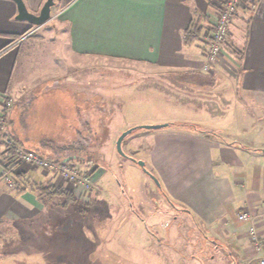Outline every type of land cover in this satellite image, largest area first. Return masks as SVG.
Instances as JSON below:
<instances>
[{"label":"rangeland","instance_id":"1","mask_svg":"<svg viewBox=\"0 0 264 264\" xmlns=\"http://www.w3.org/2000/svg\"><path fill=\"white\" fill-rule=\"evenodd\" d=\"M250 4L249 0V6ZM212 20L215 22V16H212ZM48 25L50 29H54L58 24L49 22ZM47 29L45 24L38 27L32 36L20 44L21 52L8 99L11 106L7 109L17 108L19 112L24 113L26 111L25 121L20 123L27 129L28 135L35 140H39L43 135L54 138V142H57L52 147L54 151L47 148L49 152L46 150V153H52L56 159H69L81 174L87 176V181L68 183L58 174L62 181L58 187L70 189L79 196L66 208L60 205L66 200L65 197L55 196L48 200L45 196L47 209L52 211L55 218L58 217L59 228L62 231L55 229L54 223L48 226L45 224L42 229V220L37 222L40 225L34 227L35 230H27L23 233L27 236L11 226L5 231L8 237L0 234V247L3 246L4 239L9 241L3 249L6 250L2 254V263L235 264L236 262V264H252L246 263L242 258L234 259V262L229 254L225 237L219 236L215 239L212 231L204 227L197 229L192 217L180 210L184 206L177 205L179 210H175L166 204L167 201L163 196L164 188L162 189L157 181V178L165 179V177L156 170L154 160L157 164L159 155L163 157L165 165L162 168L165 173L174 175L175 180L179 181L181 165L185 162V151L175 143L180 139L178 134L160 132L173 124L152 130L140 127L164 123H187L210 128L216 125V119L204 112L194 117L190 114L187 116L183 108L167 104L170 101L167 102L166 99L159 100L152 92L156 87L153 89L150 84L147 85L149 82L152 83V80H159L157 79L159 73L152 69L110 58L71 56L67 53L66 39L58 37L55 30L50 38ZM205 43L207 52L209 49L207 35ZM205 65L206 58L203 70L211 77L215 64L209 69H205ZM28 98L32 100L29 101ZM27 99L31 103L26 106ZM83 107L87 109L90 118L84 113ZM234 108L236 109L229 107L228 110L231 111L227 110L231 113L230 118L235 111ZM74 110L78 113L75 114ZM63 115L65 118L69 116L74 118L73 128L68 124L61 125L62 122L58 119ZM223 120L226 126L223 137L251 143L258 140L264 144V133L258 130L260 120L257 119L252 130L246 131H237L228 117ZM7 127L5 125L6 132ZM132 128L133 131L123 140L122 148L126 154L124 156L117 150V140L124 131ZM77 130L81 131L79 135L76 134ZM77 140H81L87 146L85 150L77 151L70 148V141L77 144ZM89 156L94 158L92 162L87 161ZM79 157L85 158L80 160ZM254 157L256 156L252 155V159L244 166L239 163L235 166H227L230 172L243 173L245 177L243 180L247 185L246 192L250 193L254 190V185L251 187L249 179L254 172H258V169L264 170V164L256 163ZM167 158L169 160L165 161ZM137 160L144 161L145 167L140 166ZM201 160L204 164L203 157ZM37 169L44 171L49 177H57L55 172ZM219 169L222 170V166ZM203 170L205 175L200 174L203 177L209 176L208 167H202ZM4 176L1 179L6 183ZM14 178L16 184L10 187L11 189H15L19 184L17 178ZM51 180L48 178L43 183L47 181L52 183ZM121 190L125 191V199L122 198ZM246 192L241 191V196L233 202L237 219L238 212L243 211L237 209L244 206ZM146 195L150 198L152 196V210L154 203L157 206L162 205L163 210H166L170 216L171 220L167 222L169 221L171 226L168 228H163L164 220L156 219L157 225L161 227L158 228L159 233L161 234V230H176V225L177 240L172 236L162 240V244L150 240L153 222L152 212L148 208L149 197ZM121 205L130 209L129 214L121 210ZM83 209L86 210L85 227L80 222L76 223L82 220ZM52 213L44 214L52 216ZM234 213H232L233 217ZM134 215L139 218L138 225L129 222V218ZM175 217L178 218L179 224L175 222ZM74 223L76 225L72 228ZM66 229L68 230L64 231Z\"/></svg>","mask_w":264,"mask_h":264},{"label":"crops","instance_id":"2","mask_svg":"<svg viewBox=\"0 0 264 264\" xmlns=\"http://www.w3.org/2000/svg\"><path fill=\"white\" fill-rule=\"evenodd\" d=\"M24 1L31 12L38 14L46 0ZM223 1L55 0L52 12L62 9L63 13L59 18L48 21L45 26L50 38L55 30L58 37L66 39L69 55L128 61L152 69L159 73V80H152V83L147 85L150 84L153 89L156 87L152 92L159 100L166 99L167 102L170 101L167 104L183 108L187 116L190 114L194 117L204 112L216 119V125L210 128L173 124L160 131L164 134L179 135L180 139L175 143L185 151V162L179 172L180 180L176 181L174 175L165 173L162 168L165 165L164 160L159 155L157 164L154 160V166L165 179H157L162 189L164 188L166 204L175 210H179L177 205L184 206L180 210L192 217L197 229L204 227L212 231L215 239L219 236L225 237L233 260L242 258L246 263L259 264L262 249L258 250L257 245L250 241L247 233L250 223L239 221L233 210V202L241 196V191L246 192L247 185L243 180L245 177L243 173L230 172L227 166H235L238 163L244 166L252 159V155L256 156V163L264 164V144L258 140L251 143L223 137L226 132L223 119L228 117L237 131L252 130L258 119V130L264 133V0H250L248 8H240L234 14L229 41H225L222 55L209 77L210 74L203 70L207 53L205 35L212 29V16H215V11ZM17 14L16 1L0 0V115L4 114L6 101L11 94V83L21 52L20 44L30 37H26V33L32 27L28 21L17 19ZM198 16L202 20V32L193 43L186 44L184 32ZM49 22H55L59 27L57 25L56 28L50 29ZM35 28L37 27L31 30ZM19 36L20 38L15 40ZM229 107H236L232 113L233 121L229 115L231 113L228 112L231 111L228 110ZM168 160L169 158L165 161ZM220 166L222 170H218ZM202 167H208L209 176L201 175H205ZM16 171L26 173L32 183L39 184L50 178L54 185L62 184L56 174L57 177L53 179L44 171L27 164H19ZM263 171L258 169V172L253 173L249 180L251 187L254 185V190L244 193L246 202L237 209L249 211L254 217L262 245ZM121 193L125 199V191L121 190ZM74 195L78 196L77 193ZM148 199L150 206L147 207L152 212L153 222L150 240H156V244H162V240L170 236L177 240L176 225V230H161V234L159 233L158 218L164 220L163 228L171 226L170 222H167L171 219L162 205L157 206L153 202L152 210V196ZM43 200L38 197L36 191L11 189L0 178V234L5 237V231L11 226L19 229L22 234L26 233L27 230L37 228L40 225L37 223L39 220L43 222L42 229L45 224L48 226L54 223L55 229L62 231L58 217L53 216ZM121 210L128 214L130 211L125 206H122ZM82 212V220L76 223L80 222L85 227L86 210L83 209ZM44 213H52V216H45ZM177 219L175 217V222L179 224ZM138 221L137 215L129 218L130 224L138 225ZM209 241L215 243L213 240ZM8 242L4 239L3 246L0 247V264H4L2 254Z\"/></svg>","mask_w":264,"mask_h":264},{"label":"built area","instance_id":"3","mask_svg":"<svg viewBox=\"0 0 264 264\" xmlns=\"http://www.w3.org/2000/svg\"><path fill=\"white\" fill-rule=\"evenodd\" d=\"M248 7L249 0H224L220 7L215 11V22L213 21L212 29L206 33L209 49L206 53V65L204 66L205 69L211 68L213 64H216L217 61H219L223 52V45L230 35V25L234 14L240 8ZM62 13V9H57L56 11L52 12L50 20L59 18ZM37 28L27 33L26 37L35 32ZM9 106H11V102L10 100H7L6 107ZM6 123V115H0V144H2L3 153L6 154L8 162L12 161L17 165L27 164L31 167L40 168L47 172H55L56 175L59 174L63 179H66L68 183H82L83 181H87V176L81 174L74 163L69 159H51L45 157L39 152L27 149L25 147L16 146L13 139L7 136V132L5 131ZM14 177L15 176L12 174V172L5 173L4 179L9 187H14L16 184ZM238 219L240 221L250 223L248 229L250 240L252 243L257 245L258 250L259 248L260 250L262 249V255L259 257V264H264V245L261 243L257 226L254 223V217L249 213V211L243 210L238 212Z\"/></svg>","mask_w":264,"mask_h":264},{"label":"trees","instance_id":"4","mask_svg":"<svg viewBox=\"0 0 264 264\" xmlns=\"http://www.w3.org/2000/svg\"><path fill=\"white\" fill-rule=\"evenodd\" d=\"M201 22H202V20L200 19V16H198L196 19H194L192 21V23L190 24L188 29H186V31L184 32V41L186 44L193 43L200 36L202 29H203V25ZM33 27L34 26H32L27 33H29ZM34 33L35 32H33L32 34H30L28 36H32ZM19 38H20V36L16 37L15 40H18ZM239 52L241 53V50H239ZM28 99L25 103L26 106L29 105L31 103V102L29 103V101L32 100V99L31 100L29 99V101H28ZM25 100L26 99H24V101ZM84 107H83L84 113L88 114V118H90V115H89L87 109ZM85 109H86V112H85ZM7 111H8V113H7ZM74 111H76L75 114L78 113L77 110H74ZM25 113H26V111H25ZM25 113L19 112V109H17V108H15L14 110H12L11 108L7 109V107L5 108L4 114L6 115V118H7L6 126H8L7 127L8 128L7 136H9L11 139H13L16 146L25 147L27 149L39 152L40 154L44 155L47 158L56 159L52 155V153L48 154V152H49V150H53L52 147H54V145L57 142H54V140H53L54 138H51L50 136H47V135L41 136V138H39V140H35V139L31 138L28 135V133L26 132L27 129L23 128L21 123H20L21 121H22V123L25 121ZM64 118H65V115L60 116V118L58 119L62 122L61 125H67L68 124L69 127L72 126L71 128H73L74 124H73L72 120H74V118H72V116L66 117L65 119ZM77 118H79V117H77ZM170 124H175V123H167V126ZM178 125L193 126L194 128L197 127L196 125L187 124V123H183V124L178 123ZM14 126H16V127L14 128ZM77 126H78V124H77ZM76 128H78V127H76ZM0 129H1V125H0ZM79 133H81V131L77 130L76 134L79 135ZM70 145L72 146V147L70 146V148L77 149V151L79 149L85 150L87 147V146H85L84 143H82L81 140H77V144L70 141ZM1 147H2V144H0V169H1L0 170V178H2L5 175V173L12 172V174L17 178V181H19V184L15 187L16 190H18V191H23V190H27V189L28 190H34V191H36L38 197H42V199H44L43 201L45 202L46 205H47V202L45 200V196L47 197L48 200L55 197V196L65 197L66 200L60 204L64 207H67L71 203V201H76L78 199L74 195V192L72 190L64 188L62 186L58 187V186L54 185L53 183H50L49 181H47L46 183L42 182L39 184L34 183V185H32L30 183L32 181L26 175V173H24L23 171H16L17 166H18L17 164L13 163L12 161H10V162L7 161L6 154H4L3 151H1ZM47 148L49 150H47ZM46 150L48 151L47 153H46ZM53 151H50V152H53ZM11 152H12V150H11ZM84 158L85 157H82V158L79 157L80 160H83ZM58 159H60V158H58ZM93 160H94V158H92L91 156H89L87 159L88 162H92ZM157 181H159V180L157 179ZM30 185H32V186L30 187ZM0 223H1V221H0Z\"/></svg>","mask_w":264,"mask_h":264},{"label":"water","instance_id":"5","mask_svg":"<svg viewBox=\"0 0 264 264\" xmlns=\"http://www.w3.org/2000/svg\"><path fill=\"white\" fill-rule=\"evenodd\" d=\"M14 1H16L18 5V14L16 15V18L19 20L28 21L34 27H41L44 24H46L48 21H50L51 15H52V8L55 6V0H46L44 5L41 8V11L38 14H36V13L31 12L28 9L24 0H14ZM166 126H167V123L154 124V125H142L140 127L146 128V129H160ZM133 129L134 128L124 131L117 140V150L119 151L120 154L124 156L126 154L122 148L123 140L129 133L133 131ZM136 162L140 166L145 167L144 161L137 160Z\"/></svg>","mask_w":264,"mask_h":264},{"label":"flooded vegetation","instance_id":"6","mask_svg":"<svg viewBox=\"0 0 264 264\" xmlns=\"http://www.w3.org/2000/svg\"><path fill=\"white\" fill-rule=\"evenodd\" d=\"M223 246H225L227 248V246L225 244H223Z\"/></svg>","mask_w":264,"mask_h":264}]
</instances>
